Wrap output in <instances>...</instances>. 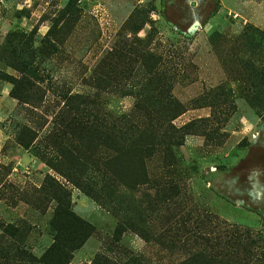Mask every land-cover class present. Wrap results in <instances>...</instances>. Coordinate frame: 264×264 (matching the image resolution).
<instances>
[{
    "label": "rangeland",
    "instance_id": "rangeland-1",
    "mask_svg": "<svg viewBox=\"0 0 264 264\" xmlns=\"http://www.w3.org/2000/svg\"><path fill=\"white\" fill-rule=\"evenodd\" d=\"M263 126L264 0H0V264H264Z\"/></svg>",
    "mask_w": 264,
    "mask_h": 264
},
{
    "label": "trees",
    "instance_id": "trees-1",
    "mask_svg": "<svg viewBox=\"0 0 264 264\" xmlns=\"http://www.w3.org/2000/svg\"><path fill=\"white\" fill-rule=\"evenodd\" d=\"M54 223L57 224L56 227L58 230V235L56 236V243L58 244V247H53L50 249L48 254H51L55 251L57 252L58 256H61L62 254H66L68 256V252H71L72 250L71 248H60L61 246L59 245L63 243L60 237L66 235L67 233H73V235H75L76 241L73 242V249H76L82 244L83 240H85L92 231L89 225L76 218L73 214H70L64 205H60L58 208ZM58 262L59 261H57L55 264H60Z\"/></svg>",
    "mask_w": 264,
    "mask_h": 264
},
{
    "label": "crops",
    "instance_id": "crops-1",
    "mask_svg": "<svg viewBox=\"0 0 264 264\" xmlns=\"http://www.w3.org/2000/svg\"><path fill=\"white\" fill-rule=\"evenodd\" d=\"M205 118H208L210 116V111H204V115ZM254 144L253 146H255L256 148H258L260 151H264V126L263 128H260L257 133H256V137L253 141ZM248 192V190H247ZM241 203V200H239ZM239 203V202H238Z\"/></svg>",
    "mask_w": 264,
    "mask_h": 264
}]
</instances>
